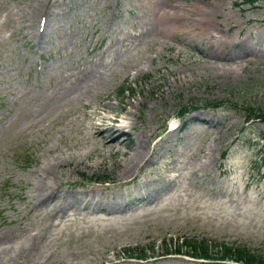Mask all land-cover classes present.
<instances>
[{"label":"rangeland","instance_id":"obj_1","mask_svg":"<svg viewBox=\"0 0 264 264\" xmlns=\"http://www.w3.org/2000/svg\"><path fill=\"white\" fill-rule=\"evenodd\" d=\"M85 67L89 89L63 99ZM98 93L141 112L129 138L157 128L127 175V134L108 149L116 134L86 125ZM250 104L264 109V0H0V229L40 226L35 247L3 264H236L174 250L184 235L264 254V122L244 123ZM53 156L59 193L36 205L32 182ZM72 190L94 199L62 196ZM141 246L143 257L126 249Z\"/></svg>","mask_w":264,"mask_h":264},{"label":"bare ground","instance_id":"obj_2","mask_svg":"<svg viewBox=\"0 0 264 264\" xmlns=\"http://www.w3.org/2000/svg\"><path fill=\"white\" fill-rule=\"evenodd\" d=\"M208 10H207V12H208ZM166 12H167L166 9L165 10L163 9L161 11V13L164 14V16H162V17H161V15L159 16V18L160 17L161 18L158 20V23H159V26H161L162 28H163L164 25L165 26H170L171 24L170 23L168 24V20L169 19L172 20V18H173V15H169L168 16V13L165 15ZM209 14H211V13H209ZM167 18H168V20H167ZM203 19H204V17H203ZM211 20H213V19H211ZM204 28H203V30H204ZM200 31H201V29H200ZM92 70L93 69L91 67L83 68L81 70V75L79 77H77L74 81H71L69 84L64 85L61 88L60 93H59L60 95H62V98L63 99H70L71 97L75 98V96H78L79 98L82 97L84 95L85 91H87L89 89L88 77H89V74L92 72ZM117 91H118V89H117ZM96 95L98 96V99H97L96 103H93L91 105V106H93V108L90 109L89 111H87V114H86L87 115V117H86V125H88L90 127H93V129L96 132V137L98 135L100 137H103V135L105 133L107 134L108 132H109V134H113V135L116 134L114 138H110L109 140H106V139H104V140L102 139L101 140V143L103 145H105L108 149L113 144L119 142V134H122V133H126L127 134V137H125V138H127L126 143H127L128 147H129V150L127 151L126 157H125L124 161L122 162V164H121V166L119 168V173H121L123 175H127V174H129V172H131V169L134 167V165L137 164V162L139 160H141L148 153V151H149V148L147 146L148 137L151 134H153L154 132L156 134L157 128L152 129L149 134H146V130H147L148 126L144 122V123H142V128H140L139 133L137 132V134L135 135V139L129 138V134H128L129 130L132 131V128L136 127V119H139L141 121L143 120L141 112L137 111L135 113L136 115L132 114L133 111L136 110V109L132 110L131 107H127V104L122 102V101H120V104L117 105L116 107L115 106L111 107L112 104L102 100V97L105 98L106 94L104 96L101 95L100 93H98ZM109 97H111V96H109ZM86 103H88V102H86ZM130 104H131V102H130ZM139 104H140V101L138 99L134 100L132 102V105L139 106ZM98 109L99 110L100 109H105V110H109L110 111V113H108V114H106V116H104L107 119H109V120L106 119L108 122L105 121V120H102V121L100 120V122H96V121H94L92 119L93 115L97 112ZM120 111H123V113L118 115ZM195 115H197V114H192L190 116L193 118V116H195ZM86 128H87V126H86ZM84 133H85V130H84ZM85 135H86V133H85ZM89 140H91V139H89ZM99 143H100V141H99ZM60 162L61 161H60L59 158L57 159L56 156H53L51 158L44 159L41 162V164L39 165V167H38V177L32 182L31 192L29 194L30 199H31V196L34 197V201L33 202L36 205H40V204L45 203V200H47V197L50 194L54 195V194L59 193L58 187L53 185L48 180V177L51 176L52 174L55 175V167L58 164H60ZM133 171H134V169H133ZM81 194L82 195H80L79 191H76V190L73 191L72 190V191H69V192L62 193V196L66 197V199H68L71 202L77 200L78 198H79V201L81 199V202L83 200H84V202H90V201H92L94 199V198H92L93 196H92V194L89 191H88V193L84 192V193H81ZM58 196H60V195H58ZM56 206H58V205L55 203L53 207H56ZM53 207L52 206L51 207H47V205H46L44 210L49 211ZM8 232L9 231L7 229H5V230L0 229V264L4 263L3 257L7 253L10 256V259L13 258V257L17 258L22 253H27L28 254L30 252V250H32L35 247V245L37 243V240H38L36 234L32 233L30 231V229H28V230L26 229L23 233H21L17 237H15L17 234L16 235H11ZM27 263H28V261H27ZM30 264H40L39 258L33 256L31 258Z\"/></svg>","mask_w":264,"mask_h":264},{"label":"trees","instance_id":"obj_3","mask_svg":"<svg viewBox=\"0 0 264 264\" xmlns=\"http://www.w3.org/2000/svg\"><path fill=\"white\" fill-rule=\"evenodd\" d=\"M216 104H218V102H216ZM255 117L261 121H264V109L261 107L257 108L253 104L247 105V107L244 108V120L251 121ZM258 134L262 141L260 144V150L262 155H264V131L258 132ZM226 150L227 149L225 148L222 153L223 155L225 154ZM104 177L105 176L102 178ZM163 245L164 249H167V242L165 240L163 241ZM182 246L186 247L185 251H188L195 256H203L208 258L215 256L220 258L232 257L236 260H244L251 264H264V254H258L256 252L250 251V249L244 244H232L223 240H216L205 236L193 237L184 235L181 238H176L173 240V248L175 250H180ZM214 246L215 249L212 250L211 248H214ZM126 249H130V252H133L134 249H137V252L135 251L136 255H145V248L142 246L138 248L129 247Z\"/></svg>","mask_w":264,"mask_h":264}]
</instances>
